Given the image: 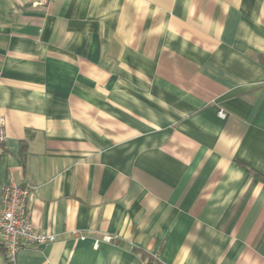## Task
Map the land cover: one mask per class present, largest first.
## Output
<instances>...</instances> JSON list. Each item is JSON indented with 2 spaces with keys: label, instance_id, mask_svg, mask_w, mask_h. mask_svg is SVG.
Returning a JSON list of instances; mask_svg holds the SVG:
<instances>
[{
  "label": "crops",
  "instance_id": "0c3cea01",
  "mask_svg": "<svg viewBox=\"0 0 264 264\" xmlns=\"http://www.w3.org/2000/svg\"><path fill=\"white\" fill-rule=\"evenodd\" d=\"M258 56L264 0H0L15 264H264Z\"/></svg>",
  "mask_w": 264,
  "mask_h": 264
},
{
  "label": "built area",
  "instance_id": "2783aa9c",
  "mask_svg": "<svg viewBox=\"0 0 264 264\" xmlns=\"http://www.w3.org/2000/svg\"><path fill=\"white\" fill-rule=\"evenodd\" d=\"M5 120L0 117V144L5 140ZM34 188L23 183H9L0 195V247L5 261L15 264L17 254L29 247H38L55 240L54 235L38 231L30 220L28 199ZM110 241V237H103Z\"/></svg>",
  "mask_w": 264,
  "mask_h": 264
},
{
  "label": "trees",
  "instance_id": "16d2710c",
  "mask_svg": "<svg viewBox=\"0 0 264 264\" xmlns=\"http://www.w3.org/2000/svg\"><path fill=\"white\" fill-rule=\"evenodd\" d=\"M258 60H259V62H260L262 65H264V56H258ZM255 174L258 176L257 173H255ZM149 263H151V264H158V263H155V262L152 261V260H149Z\"/></svg>",
  "mask_w": 264,
  "mask_h": 264
}]
</instances>
